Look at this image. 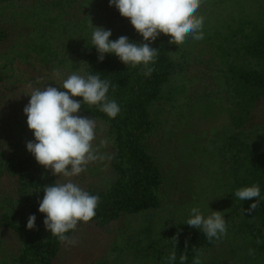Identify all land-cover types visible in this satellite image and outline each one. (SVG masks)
Returning a JSON list of instances; mask_svg holds the SVG:
<instances>
[{
	"label": "trees",
	"instance_id": "trees-1",
	"mask_svg": "<svg viewBox=\"0 0 264 264\" xmlns=\"http://www.w3.org/2000/svg\"><path fill=\"white\" fill-rule=\"evenodd\" d=\"M241 1L202 0L197 15L204 17V38L189 35L175 44L160 34L150 43L159 52L146 77L143 65H125L114 54L98 61L94 27L111 30L113 41L127 36L144 42L109 0H0V264H67L90 247L87 237H80L84 232L108 239L116 224V256L89 264H168L173 250L174 264L185 252V264H193L194 248L201 264H264V0ZM54 70L63 78L73 71L85 77L99 73L111 82L108 98L121 108L113 119L99 106L82 103L79 115L101 125L110 159L105 183L92 168L98 161L71 178L100 197L95 217L67 233L74 245L52 236L38 211L43 187L68 178L53 176L26 148L34 135L23 109L35 88L61 86ZM216 94L228 102V124L190 150L209 175H203L207 186L199 190L205 198L183 203L176 196L175 203H167L158 152L164 141L191 127L197 102ZM253 185L260 197H235L236 190ZM256 199L260 206L243 212ZM193 207L205 217L222 212L226 235L209 242L187 225ZM33 214L36 227L29 230Z\"/></svg>",
	"mask_w": 264,
	"mask_h": 264
},
{
	"label": "clouds",
	"instance_id": "clouds-1",
	"mask_svg": "<svg viewBox=\"0 0 264 264\" xmlns=\"http://www.w3.org/2000/svg\"><path fill=\"white\" fill-rule=\"evenodd\" d=\"M201 3L202 0H109V6H114L122 17L130 21L144 42H130L127 36L113 41L109 39L111 30L94 27L92 43L97 50L98 61L103 62L105 54H114L125 65L133 68L143 65V75L151 76L155 69L149 65L155 62L159 50L150 47V43L160 34L170 36V43L175 44H182L189 35L195 40L204 38V17L197 15ZM53 75L62 79L61 86L49 84L35 88L23 109L27 126L34 135V142L28 141L26 148L39 165L51 170L53 176L68 178L63 183L55 182L43 187L44 195L39 201L38 211L45 214L43 223L52 236L61 243L74 245L76 239L67 233L75 230L79 223H87L95 217L100 197L90 195L71 178L85 172L89 163L110 159L101 151L107 146L106 139L99 144L93 143L97 138L96 121L79 115L82 103L99 106L101 112L113 119L121 108L115 100L108 98L111 82L102 80L99 73L85 77L73 71L63 78L59 70H54ZM74 97L82 98V102ZM234 195L241 201L251 200L260 197V188L258 185L240 188ZM259 206L260 201L256 199L243 212L252 213ZM35 221L34 214L28 217L29 230L35 229ZM186 224L201 230L209 242L213 238L220 239L227 232L226 220L220 211H212L205 217L199 208L193 207ZM172 239L175 249L178 236ZM193 250L196 251L193 264H201V253L195 248ZM186 253L180 255V264L187 261ZM249 254H254V249H250ZM166 259L168 264H174L177 259L175 250Z\"/></svg>",
	"mask_w": 264,
	"mask_h": 264
},
{
	"label": "rangeland",
	"instance_id": "rangeland-1",
	"mask_svg": "<svg viewBox=\"0 0 264 264\" xmlns=\"http://www.w3.org/2000/svg\"><path fill=\"white\" fill-rule=\"evenodd\" d=\"M242 1L244 2L245 0ZM195 55H202V50H197ZM211 99H200L195 105L193 112L194 119L191 127L177 138L176 136L171 138L168 137L170 139L164 141L163 147L158 152L159 163L162 166L166 178L168 192L167 203H175L176 196H178L177 200L183 203H198V200H200L199 198H205V191L200 194L199 190L201 186H207V180L203 175H209L206 174V170L202 167L203 164L200 162L201 158H196L195 156L191 157L190 150L196 151L203 140L223 129L228 124L230 116L227 105L228 102L223 95L216 94L213 99ZM96 137V140L93 142L94 144H99L101 140L106 139L103 135L101 125H97L96 127ZM107 148L108 143L101 151L107 153ZM106 160L98 161L96 167H92L93 170L97 168L96 174L99 175L98 177H100L104 183L106 181L105 179L108 177ZM88 171L87 169L82 174H86ZM119 226L120 224H116L114 228L110 230L108 239L105 237L101 238L100 236H96L92 239L91 235H85L87 231L84 232V235L80 237H87L90 247L86 248L82 257L75 256V260H70L67 264H89L92 263L94 258L102 259L103 257L112 260V258L116 256L112 253V248L119 243Z\"/></svg>",
	"mask_w": 264,
	"mask_h": 264
}]
</instances>
